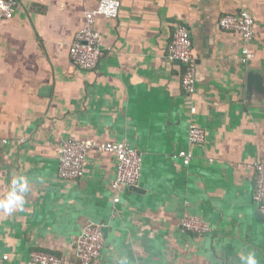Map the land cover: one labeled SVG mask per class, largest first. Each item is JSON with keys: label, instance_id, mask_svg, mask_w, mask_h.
Wrapping results in <instances>:
<instances>
[{"label": "crops", "instance_id": "1", "mask_svg": "<svg viewBox=\"0 0 264 264\" xmlns=\"http://www.w3.org/2000/svg\"><path fill=\"white\" fill-rule=\"evenodd\" d=\"M99 1H22L1 26L0 204L23 199V211L0 207L4 264H36V250L74 257L91 221L108 228L93 264H246L250 252L264 264V216L253 201L264 161V0H121L118 17L97 19V67L81 69L69 46ZM241 10L256 20L247 63L241 35L219 24ZM178 23L197 57L192 95L183 64L167 55ZM192 124L205 129L202 144L190 143ZM68 137L137 147V188L120 189L115 203L117 158L98 150L81 177L62 178ZM183 149L193 153L188 165ZM190 214L212 231H186Z\"/></svg>", "mask_w": 264, "mask_h": 264}, {"label": "built area", "instance_id": "2", "mask_svg": "<svg viewBox=\"0 0 264 264\" xmlns=\"http://www.w3.org/2000/svg\"><path fill=\"white\" fill-rule=\"evenodd\" d=\"M26 0H0V29L6 19L11 18L18 5ZM121 8V0H100L98 4L86 11L85 24L76 32L69 46L72 61L81 69H95L104 54L102 48V33L97 25L99 17L116 18ZM221 28L227 31L238 32L243 41L241 61L247 63L254 57L251 43L255 38L256 20L249 10L237 13H226L219 21ZM167 55L170 60H179L183 66L182 86L185 92L192 95L196 92L197 85V57L193 51V39L188 26L178 23L175 27L173 38L168 46ZM197 107L192 106L191 112L196 113ZM191 144H202L206 140V131L197 124H192L189 129ZM112 153L117 158V171L112 189L114 202L121 199L120 189L137 186L141 178L143 162L142 152L126 141L100 142L94 138L79 139L68 137L64 139L58 150L59 174L64 179H77L84 173L88 155L94 151ZM183 162L190 164L193 153L183 149L178 153ZM256 182L253 192V201L258 213L264 216V161L255 165ZM182 227L195 234H206L213 227L196 215H186ZM104 222L91 221L81 231L75 241V256L61 257L57 254L36 250L31 253V258L36 264H93L102 253L105 243ZM9 255L0 252V264H4Z\"/></svg>", "mask_w": 264, "mask_h": 264}, {"label": "clouds", "instance_id": "3", "mask_svg": "<svg viewBox=\"0 0 264 264\" xmlns=\"http://www.w3.org/2000/svg\"><path fill=\"white\" fill-rule=\"evenodd\" d=\"M16 206H19V209L23 211V199L22 197H15L11 201V203H6V204H0V207H3L6 212H11L14 210ZM246 259V264H258V260L256 259L255 252H250ZM122 264H126V261H122Z\"/></svg>", "mask_w": 264, "mask_h": 264}, {"label": "water", "instance_id": "4", "mask_svg": "<svg viewBox=\"0 0 264 264\" xmlns=\"http://www.w3.org/2000/svg\"><path fill=\"white\" fill-rule=\"evenodd\" d=\"M250 75H251V73H250ZM133 188H137V186H134ZM107 230H108V228H107V227H105V228H104L105 237H106V234H107Z\"/></svg>", "mask_w": 264, "mask_h": 264}]
</instances>
